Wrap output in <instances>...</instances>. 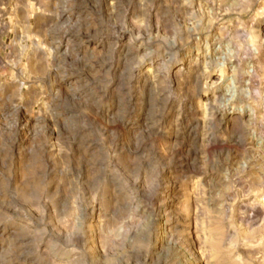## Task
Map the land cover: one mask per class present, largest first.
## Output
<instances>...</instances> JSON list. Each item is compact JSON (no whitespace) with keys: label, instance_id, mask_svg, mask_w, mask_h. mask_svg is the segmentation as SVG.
<instances>
[{"label":"rangeland","instance_id":"obj_1","mask_svg":"<svg viewBox=\"0 0 264 264\" xmlns=\"http://www.w3.org/2000/svg\"><path fill=\"white\" fill-rule=\"evenodd\" d=\"M0 264H264V0H0Z\"/></svg>","mask_w":264,"mask_h":264},{"label":"bare ground","instance_id":"obj_2","mask_svg":"<svg viewBox=\"0 0 264 264\" xmlns=\"http://www.w3.org/2000/svg\"><path fill=\"white\" fill-rule=\"evenodd\" d=\"M251 89H252V87H251ZM252 91V90H251ZM256 93V92H255ZM252 94V93H251Z\"/></svg>","mask_w":264,"mask_h":264}]
</instances>
